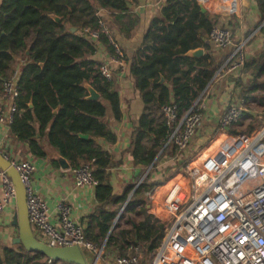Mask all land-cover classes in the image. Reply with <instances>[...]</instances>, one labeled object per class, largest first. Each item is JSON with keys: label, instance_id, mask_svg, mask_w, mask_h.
Wrapping results in <instances>:
<instances>
[{"label": "trees", "instance_id": "1", "mask_svg": "<svg viewBox=\"0 0 264 264\" xmlns=\"http://www.w3.org/2000/svg\"><path fill=\"white\" fill-rule=\"evenodd\" d=\"M129 4L130 0H1L0 95L3 81L12 78L15 61L22 58L25 65L18 80L19 97L10 126L11 136L19 143L28 144L29 153L36 159L45 160L52 151L67 160L72 169L92 163L98 182L95 188L98 205L88 217L87 240L98 249L112 248L119 258L142 254L141 264H146L150 255L153 260L166 230L165 224L148 214L150 201L146 194L171 178L173 172L168 176L165 170L162 178H155L154 174L166 158L178 154L173 145L164 149L169 129L162 107L176 103L182 116L217 74L219 68L212 60L208 62L211 58L197 60L185 54L198 49L199 33L210 34L218 18L203 13L196 0H167L161 17L152 21L144 36L143 46L131 61L125 58L135 90L144 104L130 148L134 165L143 171L136 184L116 195L109 171L119 164L98 140L117 142L107 118L111 113L114 121L121 120L120 97L113 83L102 77V65L91 59L97 52L96 42L86 40L81 31L99 30L98 11L104 10L116 15L121 32L129 38L139 24V18L130 13ZM257 4L260 21L241 40L249 38L247 45L255 40L253 33L264 23V0H257ZM52 16L60 21L56 22ZM258 33L264 34V27ZM98 41L114 56L115 49L107 36L101 34ZM246 68L256 73L244 90V99L250 102L258 98L257 92H264V84L258 83L264 76V51L259 58L247 62ZM87 85L100 95L99 100H88ZM259 99L264 103V97ZM259 128L252 124L249 133ZM80 135L89 138L85 140ZM188 159L177 162L174 172L184 170ZM52 164L59 166L54 160ZM120 213L121 218L111 232ZM129 214L143 218L140 222L133 221L130 230L121 226ZM0 264L48 263L43 255L29 254L22 246L2 248L0 245ZM53 264L68 263L54 261Z\"/></svg>", "mask_w": 264, "mask_h": 264}, {"label": "built area", "instance_id": "2", "mask_svg": "<svg viewBox=\"0 0 264 264\" xmlns=\"http://www.w3.org/2000/svg\"><path fill=\"white\" fill-rule=\"evenodd\" d=\"M200 7L225 19L209 34L212 44L228 50L222 72L240 74L246 64L247 41L235 42L227 22L238 14L237 0H196ZM108 12V11H105ZM99 30L85 29L81 36L86 40L108 37L115 49L113 63L118 69L126 67L125 54L114 41L103 17L98 11ZM102 77L112 82L109 65L100 68ZM17 76L3 81L0 96V124L11 126L17 112L19 97ZM205 90L194 105L179 116L178 104L162 107L169 129L164 149L169 145L183 154L191 146L203 124ZM243 99L228 106L220 120L219 136L206 151H201L180 171V182H169L162 199L156 190L146 196L160 201L156 210L170 215L165 236L153 253L151 264H264V123L250 134L232 135L231 128L238 126L247 112ZM6 157V156H5ZM19 173L27 193L29 220L35 237L55 248L78 247L98 257L101 263L103 249L89 242L85 230L71 219L72 208L62 200L57 204L58 222L51 223L48 205L32 186L36 165L32 161H13L6 157ZM74 184L78 188L98 185L93 175V164L86 163L72 169ZM0 216L16 200L11 178L0 170ZM186 175V176H185ZM185 184H192L189 192ZM140 257L119 258L116 264H139ZM53 260L47 259L48 264Z\"/></svg>", "mask_w": 264, "mask_h": 264}, {"label": "crops", "instance_id": "3", "mask_svg": "<svg viewBox=\"0 0 264 264\" xmlns=\"http://www.w3.org/2000/svg\"><path fill=\"white\" fill-rule=\"evenodd\" d=\"M237 3L239 8L238 14L230 18L227 24L233 33L235 42L238 43L245 39L246 34L250 30L256 28V25L260 21V13L257 0H237ZM166 6L167 0H130L129 11L132 15L139 18V24L132 31L129 38L121 32V26L119 22H116V15L102 10L103 17L107 21V26L112 37L124 52L126 60L131 61L135 57L137 51L143 46L144 36L149 30L152 21L161 17V12ZM209 14L217 17L218 21H220V16ZM223 21H225L224 18H222ZM263 27L264 23L253 33L252 36L256 35L255 40L246 46V63L259 58L264 51V34L258 33ZM199 37L200 46L198 48L204 50L202 58H211L208 62L212 60L214 66L220 70L229 54L228 50L216 48L210 41L209 33L207 32H200ZM98 40H93L97 44V52L91 59L99 62L101 65L107 64L110 66L113 75L112 83L115 91L119 94L122 111L120 121H114L111 113H109L107 118L113 133L117 136V142L109 144L101 139L98 141L100 146L111 155L114 162L119 164L112 167L109 172L115 194L121 195L128 186L136 184L137 178L143 171L142 167L134 165L130 148L134 130L138 126L144 111V104L135 90L134 80L129 75L128 64L126 63V67L123 70L118 69L117 65L113 63V55L110 54L108 47ZM247 40L249 41V38ZM24 65L25 61L22 58H18L13 66L15 73L12 77L17 76L19 78ZM244 70L240 74L222 72L216 81H214L215 77L211 80L205 89L207 90L205 96L206 107L203 110L201 129L186 152L183 154L178 153L174 158H166V160L158 165V170L154 174L155 178H162L163 170H165L168 176L172 172L173 174L168 181L165 180L162 185L152 190H156L159 194L158 191L166 190L168 186L166 184H170L180 178L179 174H177L180 171L174 172V166L188 155L191 147H193V150L194 147H197V151L194 150V152L196 151L195 154H198L202 150L206 151V147L217 139L222 116L227 111L229 105L237 104L243 99L245 86H247L246 82L248 79H253V75H248ZM246 117L249 122L251 117L248 115ZM44 143L47 147V143ZM0 152L13 161H32L35 163L36 172L33 175L32 186L35 193L48 205L51 223L56 224L58 222L57 204L65 200L72 208L71 219L74 223L80 225L84 230L87 228L88 217L94 213L98 205L95 199L96 189L95 187H76L72 167L68 161L69 169H64L60 164L58 167L54 166L52 161H56L58 155L52 151H50L49 157L45 160L34 158L29 153L28 144L17 142L11 136L10 127L4 124H0ZM178 182H180V179L176 183L184 184V182ZM1 185L2 177L0 175V188ZM149 201L150 205L147 207L148 214L167 226L170 223V215L166 213L161 214L163 212H159L160 209L156 210V205L158 206V204L155 200L149 199ZM16 212V204L12 203L5 213L0 216V245L2 248H17L21 246L13 243L19 236L18 228L12 226ZM111 254L114 256L116 253L114 251ZM138 256L140 260L144 258L142 254ZM103 258L101 260L102 264H116V261L119 259V257H115L110 261L108 258Z\"/></svg>", "mask_w": 264, "mask_h": 264}, {"label": "water", "instance_id": "4", "mask_svg": "<svg viewBox=\"0 0 264 264\" xmlns=\"http://www.w3.org/2000/svg\"><path fill=\"white\" fill-rule=\"evenodd\" d=\"M202 9V12L205 13L206 10ZM52 18L59 22L60 19L52 16ZM75 32V29H72ZM28 54V53H27ZM204 56V50L201 48L191 50L185 54V57L191 59H201ZM164 82L162 78L161 83ZM86 89L89 92L88 100L97 101L100 99V95L90 86L87 85ZM32 107V104L30 105ZM80 138L87 140L89 136L80 135ZM57 162L64 168L69 169L70 166L67 163V160L57 156ZM158 159V158H157ZM152 168V167H151ZM147 171L146 174L149 173ZM0 170L5 172L12 180L15 190H16V208L17 212L13 218L12 226L18 228L19 236L14 240V244L21 245L26 252L29 254L37 253L43 255L46 259H51L55 262H64L68 264H101L98 261V257L93 255L90 252H86L84 249L78 247H61L55 248L50 247L39 240L34 235L28 214L27 207V193L25 186L20 178L19 173L13 167L12 163L0 152ZM127 205V203H126ZM122 209V212L125 210V207ZM122 213L117 217L115 224L113 225L111 232L115 229L116 223L120 220ZM104 249V246L102 247Z\"/></svg>", "mask_w": 264, "mask_h": 264}, {"label": "rangeland", "instance_id": "5", "mask_svg": "<svg viewBox=\"0 0 264 264\" xmlns=\"http://www.w3.org/2000/svg\"><path fill=\"white\" fill-rule=\"evenodd\" d=\"M221 18H220V21H218V24L220 23V22H222V16H220ZM245 69V68H244ZM244 71H246V73L248 74V75H253V76H255L256 75V73H255V71L254 70H252V69H245ZM251 82H252V79H248L247 80V86H249L250 84H251ZM258 83H260V84H264V76L258 81ZM256 95L258 96V98L257 99H252L250 102H246L247 103V106H246V110H247V112L245 113V115L243 116V119H242V121L238 124V126H235V127H232L231 128V132H234V133H232V135H236V134H238V133H244V134H250L249 132H250V127H251V125L252 124H256V125H259L260 127L263 125V123H264V103H261V100L259 99L260 97H264V92L263 91H259V92H257L256 93ZM243 100L245 101V99H244V96H243ZM241 101V100H240ZM239 101V102H240ZM250 114H252L253 115V117H251V115ZM246 115H248V116H250L251 117V120L248 122V120H247V117H246ZM197 147H194V150H196L197 151ZM194 150H193V147H191V150H190V152L188 153V155L186 156V157H188L189 159H188V163H187V165H189V163L193 160V158L194 157H196L198 154H195L196 153V151L194 152ZM184 156V157H185ZM186 157H185V159H186ZM186 165V166H187ZM186 176V175H185ZM142 181V180H141ZM140 181V182H141ZM137 183V182H136ZM178 183H180V182H178ZM140 185V183L138 184V186ZM166 185H168V186H171V184H166ZM188 185V186H187ZM185 186H187V188H188V190H189V192H191L192 191V184H185ZM167 190H161V191H158L159 192V198L160 199H162V197L164 196V193L166 192ZM132 195V194H131ZM131 197V196H130ZM147 197V196H146ZM148 198V197H147ZM156 203L158 204V207L161 205L160 203V201L158 200V201H156ZM150 204H148V206H149ZM147 206V207H148ZM162 210V208H160V210H159V212ZM162 212V211H161ZM161 214H164V213H161ZM141 220H143V218H141V217H137L135 214H129V215H126L125 216V218L122 220V223H121V226H122V228H124V229H128V230H130L131 228H132V222L133 221H135V222H140ZM114 252V250L111 248V249H108V250H104L103 249V253H102V258H103V256H104V258H108L110 261H112V259H114L115 257H117V255L116 254H114V256H113V254H111V253H113ZM103 258V259H104ZM149 258H150V262H148V263H146V264H150L151 263V261H152V255H150L149 256ZM143 261V258L139 261V264H141V262ZM103 262H101V264H102Z\"/></svg>", "mask_w": 264, "mask_h": 264}]
</instances>
